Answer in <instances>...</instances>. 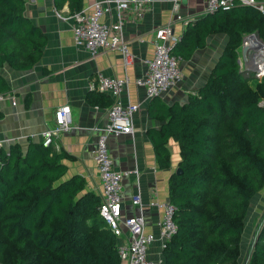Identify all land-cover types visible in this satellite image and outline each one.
I'll use <instances>...</instances> for the list:
<instances>
[{
	"label": "trees",
	"instance_id": "obj_1",
	"mask_svg": "<svg viewBox=\"0 0 264 264\" xmlns=\"http://www.w3.org/2000/svg\"><path fill=\"white\" fill-rule=\"evenodd\" d=\"M64 3L66 16L82 8V0H52L56 11ZM24 4L0 0V69H31L46 45ZM254 33L264 43L254 8L217 10L188 22L170 51L187 60L209 35L227 37L205 84L181 105L159 106L161 125L147 131L159 169L170 167L167 140L178 147L180 173L167 179L175 232L161 249L163 264H238L244 218L264 185V75L256 80L237 62L242 37ZM9 91L0 75V95ZM90 99L110 106L95 90ZM62 158L39 143L0 149V264H120L97 214L100 198L80 177L65 178ZM245 264H264V220Z\"/></svg>",
	"mask_w": 264,
	"mask_h": 264
},
{
	"label": "crops",
	"instance_id": "obj_2",
	"mask_svg": "<svg viewBox=\"0 0 264 264\" xmlns=\"http://www.w3.org/2000/svg\"><path fill=\"white\" fill-rule=\"evenodd\" d=\"M94 1L98 0H82V8ZM203 1L181 0L177 15L182 21H177L173 19L174 12L170 0H152L149 10L139 21H129L123 26V40L130 56V63L123 66L117 51L107 50L99 52L95 57H89L84 50L74 48L72 22L57 19L52 0H25L24 15L41 29L46 37V45L38 62L31 69L13 71L6 66L0 69V75L10 88L9 92L0 95L1 148L6 149L9 145L17 144L24 152L28 142L41 144L40 134L54 127L55 110L68 108L70 129L58 134L48 148L53 154L63 156L61 163L65 167V178L80 177L85 190L99 198L101 184L92 160V153L99 130L106 123L109 106H91L90 95L97 74L110 78H127L126 88L122 90L119 101L138 106L133 117V133L130 136L107 137L106 148L115 171L136 174L122 178V210L127 217L137 214V208L130 200L138 189L144 231L153 234L156 238L148 248V257L156 262L163 263L161 243L157 238V223L162 211L152 208L149 203L168 202L167 179L177 169L178 147L171 139L167 140L165 146L169 152L170 167L159 169L147 131L157 130L161 125L157 119L161 114L159 106L169 108L173 104L181 105L186 101L187 95L194 93L205 84L224 48L227 37L224 34L209 35L205 39L204 46L195 50L187 60L177 58L181 74L179 83L155 100L146 98L143 90L134 85V80L142 76L144 62L153 56L155 29L169 24L173 34L180 39L187 23L204 15ZM56 12L66 16L67 3ZM111 21V16H104L101 19L104 24H109ZM244 40L242 37L238 48L247 47V42L244 43L247 39ZM240 63L242 69L249 70L242 59ZM103 95L110 100L111 105V99L106 94ZM149 106H152L151 109ZM253 198L247 214L252 213L255 218L262 210L264 211V186ZM255 205L258 208L256 211ZM255 212H257L256 216ZM246 237L248 242L249 236ZM241 238L239 253L242 247ZM115 239L117 246L127 243L125 232ZM247 251V255L244 253L243 258L241 257L242 260L248 256L249 250ZM239 260L240 254L238 264H240ZM120 264L124 263L120 261Z\"/></svg>",
	"mask_w": 264,
	"mask_h": 264
},
{
	"label": "built area",
	"instance_id": "obj_3",
	"mask_svg": "<svg viewBox=\"0 0 264 264\" xmlns=\"http://www.w3.org/2000/svg\"><path fill=\"white\" fill-rule=\"evenodd\" d=\"M170 2L174 12L173 19L182 21V18L177 15V8L181 0H170ZM151 3L152 0H98L81 8L79 12L71 16H61L56 11L54 15L60 21L70 20L72 22L71 32L74 48L84 50L89 57H95L99 52L107 50L117 51L123 66H126L130 63V56L123 40V26L129 21H139L149 10ZM239 6L252 7L264 18V1L256 2L255 0H204L202 14L217 10H229ZM104 16H111L112 21L109 24L102 23L101 19ZM178 41L179 37L173 34L169 24L155 29L153 56L144 62L142 76L134 80V85L143 90L146 98L159 97L179 83L181 74L178 69V59L170 54L171 49ZM259 46L263 60H259V64L251 70L256 80L264 75V44L261 43ZM252 49V46L245 48L246 61L252 59L250 57L253 53ZM127 82L126 77L110 78L97 74L96 83L92 88L98 93L106 94L111 99L106 123L99 130L92 153V160L101 184L97 214L105 228L114 237H119L122 232H125L127 243L117 246L116 251L121 262L124 264H163L148 257V248L156 238L153 234L144 231L142 206L137 187L136 194L130 200L131 204L137 208V214L129 217L123 214L121 181L124 176L136 174L135 172L115 171L106 148L107 137L130 136L133 133V117L138 106L129 103L123 104L119 101V96L126 88ZM69 129L68 108H58L54 112V127L46 129L40 134L42 147H49L58 134L65 133ZM149 204L152 208L162 211L161 218L157 223V238L162 249L164 243L175 232V225L172 221L174 208L168 202H150ZM247 258L248 256L246 261Z\"/></svg>",
	"mask_w": 264,
	"mask_h": 264
},
{
	"label": "rangeland",
	"instance_id": "obj_4",
	"mask_svg": "<svg viewBox=\"0 0 264 264\" xmlns=\"http://www.w3.org/2000/svg\"><path fill=\"white\" fill-rule=\"evenodd\" d=\"M251 35H253V34L245 35V36H243V38L245 40L247 39L246 41L244 40L245 41L244 43L247 42V47L248 46H252V48H253L252 49L253 50V53H251V55H250V57L252 59L251 60L247 59V61H246V59H245L246 51L244 53V56H242V54H241V48H239L238 53H237V58H239L240 62H241V59L243 61L245 60L244 61L245 62V65H246L245 67L248 68L249 71H251L257 64H259V60H263V56L260 54L261 48H259L260 47L259 45L262 43V41L259 39V37L257 36V34L253 35L252 37H250L248 39L247 37H249ZM240 57H241V59H240ZM239 60H238V65L241 68L242 67V64L239 62ZM256 198H258V196H256ZM254 199L255 198H253V200ZM255 204H258V203H255ZM257 209L258 208L255 205V211ZM262 211H261V214H258V215H257V212H255V216L257 215L255 218H253L252 213H248L245 216V218H244V222H243V231H244V233L242 234V238H241V245H242V247H241V253H240V260H239V263L240 264H245L246 263V258H244L242 260L243 255H244V253H245V255H247V252H248L247 250L250 251L251 243H252V241H254L255 237L257 236V233L260 230L261 224H262V222L264 220V211L263 212ZM247 235L249 236L248 242H246V240H247V237L246 236ZM244 242H245V244H244ZM244 250H245V252H244Z\"/></svg>",
	"mask_w": 264,
	"mask_h": 264
},
{
	"label": "water",
	"instance_id": "obj_5",
	"mask_svg": "<svg viewBox=\"0 0 264 264\" xmlns=\"http://www.w3.org/2000/svg\"><path fill=\"white\" fill-rule=\"evenodd\" d=\"M244 51H245V48L243 47V48H241V52H242V54L244 53ZM175 174H179L180 173V169L179 168H177L176 170H175V172H174Z\"/></svg>",
	"mask_w": 264,
	"mask_h": 264
}]
</instances>
